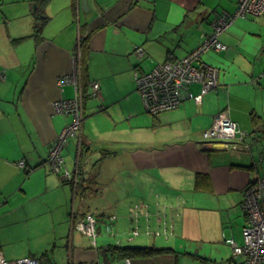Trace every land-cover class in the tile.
<instances>
[{
	"label": "crops",
	"instance_id": "0c3cea01",
	"mask_svg": "<svg viewBox=\"0 0 264 264\" xmlns=\"http://www.w3.org/2000/svg\"><path fill=\"white\" fill-rule=\"evenodd\" d=\"M80 1L48 0L37 30L38 0H0V254L49 252L45 264H83L110 259L108 246H139L160 252L131 264L229 263L230 215L243 214V190L264 163V13L233 19L218 37L226 50L202 55L218 85L199 104L184 98L153 116L136 76L195 50L239 0H86L85 10ZM86 37L83 87L97 82L99 92L83 100L80 135L61 152L81 179L74 187L47 157L71 120L53 105L76 91L58 80L72 73ZM188 91L198 94L200 84ZM223 111L249 147L235 140L215 150L203 140ZM198 175L207 178L199 185ZM86 213L98 217L95 246L73 228Z\"/></svg>",
	"mask_w": 264,
	"mask_h": 264
},
{
	"label": "built area",
	"instance_id": "2783aa9c",
	"mask_svg": "<svg viewBox=\"0 0 264 264\" xmlns=\"http://www.w3.org/2000/svg\"><path fill=\"white\" fill-rule=\"evenodd\" d=\"M264 13V0H239L237 9L232 16H217L212 24V33L205 37L203 42L184 58H169L166 62L156 65L148 73L137 75L136 82L139 87L141 99L145 110L157 116L163 112L172 111L179 107L184 98L192 99L200 103L211 89L218 85L217 71L215 68L201 61L202 55L208 52H222L226 46L218 40V37L237 17L248 18L260 16ZM81 46L78 44L73 53L72 73L58 80V84L74 82L76 85L75 96L71 99L56 101L53 105L54 112L60 115L69 116L71 120L65 125L61 134L51 144L48 152L47 162L51 169L58 172L63 165L61 156L62 149L67 141L80 135L83 123V93L79 85L81 71ZM191 84H200V91L193 95L188 91ZM99 84H90L89 97H98ZM240 130L237 123L232 121L227 112L219 113L211 126L203 132L204 141L214 145L221 144L228 147L230 143L237 141L241 143L244 135H238ZM233 144V143H232ZM20 167L23 162H19ZM63 176L71 179L70 174L65 171ZM64 178V179H65ZM241 209L244 214L245 224L242 228L241 244L233 239H225V243L232 250V257L229 264H264V175L256 174L243 190V201ZM114 217H110L112 223ZM73 228L88 237L91 244L95 246L96 219L93 214L86 213L84 218L76 221ZM106 231H111L110 224ZM132 236L137 231H130ZM0 264H44L39 259L26 257L16 260H7L0 254ZM83 264H131V259L122 257L114 262L88 261Z\"/></svg>",
	"mask_w": 264,
	"mask_h": 264
},
{
	"label": "trees",
	"instance_id": "16d2710c",
	"mask_svg": "<svg viewBox=\"0 0 264 264\" xmlns=\"http://www.w3.org/2000/svg\"><path fill=\"white\" fill-rule=\"evenodd\" d=\"M47 1L48 0H38V4H37V6H38L37 17L39 19V23L37 25V30H40V27L43 25V23L45 21V19H41L40 17L42 15V8H43L44 4H46ZM82 44L83 45H81V48H80L81 49V71H80V75H79V85H80L81 90H82V93H83V100L86 101V100H93V99H91L89 97L90 88L87 87L88 89L85 90L84 87H83V79H84V73H85L84 72V68H83V63H84L83 60H84V53L86 54V52L88 50V48H87V45H88V37H86L84 39V41H83ZM83 112H84V110H83ZM248 136L249 135H246V137H244V139L242 140V142L244 143V145H247V143H248V141H247ZM247 147H249V146L247 145ZM79 148H80V151L84 149L82 144L79 145ZM108 154L109 153H105V154L103 153V155H105V156L106 155L108 156ZM47 165H49L48 162H47ZM50 170L53 173H55L56 175H58V177H62L63 176V173L65 171H67L70 174L71 179L70 180L69 179H63V180L66 181V182L68 181V183H71L74 187H76L78 184H80L81 179L79 178L78 174L77 173L75 174V172L74 173L69 172L68 170H66L64 168L63 165H62L61 169L58 172L53 171L51 169V167H50ZM206 179H207L206 177H204L202 175H198V176H196V181L195 182H196V184L199 185L201 182H204ZM91 214L94 215V217L96 219V224H97L98 223V220H97L98 217L94 213H91ZM84 216H85V214L83 215V217H81V219L84 218ZM75 222L76 221H74L73 224ZM109 224H110V221L109 220H107L106 223L104 224L105 225L104 226V228H105L104 229V232L106 234H109L110 233V231L109 232L106 231V226L109 225ZM110 226H111V224H110ZM97 235H98V233L96 234V237H97ZM107 249H108V252H110V254H111L110 259L107 258L106 261H99V262H108V261L109 262H114L116 260H119L122 257H128L130 259H132V258H146V257L152 256V255L157 254V253L160 252V251H157V250H155L153 248H149V247H139V246H123V247H120V246H108ZM164 252H165V250H162L161 253H164ZM48 255H49V252H44V253L41 254V258H36V259H39L43 263L44 260H42V259H47ZM45 261H47V260H45ZM47 264H55V263L50 262V263H47Z\"/></svg>",
	"mask_w": 264,
	"mask_h": 264
},
{
	"label": "rangeland",
	"instance_id": "374dc122",
	"mask_svg": "<svg viewBox=\"0 0 264 264\" xmlns=\"http://www.w3.org/2000/svg\"><path fill=\"white\" fill-rule=\"evenodd\" d=\"M259 173H260V175H264V163L259 164ZM243 222H244L243 214L240 211H238L237 209H236V213H234V215L233 214L230 215V219L228 222L230 224V226L232 227L231 229L235 232L236 242L239 245L241 244V240H242L241 232H242ZM227 227H229V226H227ZM227 230H229V229H227ZM16 253H18V252H16ZM213 254H215V256L220 257V254H222V250H216L215 248H213ZM231 257H232V250L230 249V258ZM216 263L229 264L227 259H224V260L219 259Z\"/></svg>",
	"mask_w": 264,
	"mask_h": 264
},
{
	"label": "water",
	"instance_id": "95a60500",
	"mask_svg": "<svg viewBox=\"0 0 264 264\" xmlns=\"http://www.w3.org/2000/svg\"><path fill=\"white\" fill-rule=\"evenodd\" d=\"M80 6H81V8H82L83 10H85V7L87 8L86 0H81V1H80ZM230 144H232V143H230ZM214 149H215V150H224L225 148H224L223 145L218 144V145H216V146L214 147Z\"/></svg>",
	"mask_w": 264,
	"mask_h": 264
}]
</instances>
